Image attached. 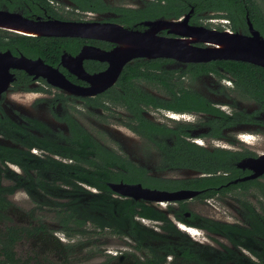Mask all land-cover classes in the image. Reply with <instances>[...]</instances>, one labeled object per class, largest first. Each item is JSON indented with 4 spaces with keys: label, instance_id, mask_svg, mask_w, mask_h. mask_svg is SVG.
Returning a JSON list of instances; mask_svg holds the SVG:
<instances>
[{
    "label": "flooded vegetation",
    "instance_id": "obj_1",
    "mask_svg": "<svg viewBox=\"0 0 264 264\" xmlns=\"http://www.w3.org/2000/svg\"><path fill=\"white\" fill-rule=\"evenodd\" d=\"M103 1L0 0L32 24L100 32L0 27V264H264V166L254 162L264 154V73L229 64L264 67L136 55L107 88L75 73L79 54L97 74L141 42L111 24L145 33L148 21L189 14L190 25L264 38V0L233 19L213 3L199 11L183 0L173 16L168 0ZM190 44L215 46L202 33ZM138 184L155 192L120 186Z\"/></svg>",
    "mask_w": 264,
    "mask_h": 264
},
{
    "label": "water",
    "instance_id": "obj_2",
    "mask_svg": "<svg viewBox=\"0 0 264 264\" xmlns=\"http://www.w3.org/2000/svg\"><path fill=\"white\" fill-rule=\"evenodd\" d=\"M188 20L189 14L186 15V17L182 21L174 19L166 20L163 18L148 21L147 24L151 26V29L145 33L133 30L131 31L121 25L111 24L113 27H118V29L120 31H123L125 35L130 36H126L127 40H132V36H135V42L141 41L140 43H142V41H146L145 39H147L149 40V42H152V45L143 49V47H140L139 43L138 46H135L133 51L125 53H130L125 59L120 60L118 64L113 65L112 68H109V70L97 74H89L85 71L82 65V55L79 54L76 57V59L79 60V67L77 70L78 72L75 73L81 78L87 79L93 83L101 84L103 88H107L111 83L117 80L125 62L132 56L136 55H148L151 57L173 56L175 58L183 55L184 61L196 62L227 58L249 61L264 67V38H262L259 31L254 30V35L250 37L228 30L217 31L205 28L203 26L190 25L188 23ZM162 26L169 27L174 32L186 35L188 37H191L192 39L201 38L202 33L205 40L210 41L211 43L215 44V46L213 45L201 49L200 47L191 45L190 43L192 42V39L190 38L179 40L176 38L157 36V28ZM0 27L20 30L33 35L97 36V34H100V32L95 28L94 25H90L87 23L63 22L60 20H53L48 22H35V24H32L28 22V20H26L22 15L6 10H0ZM143 34H148V36L145 37ZM141 50H143L142 53ZM114 55L116 56V58L122 57L121 54H119V52L117 51L114 52ZM30 61V63H34L33 60ZM47 73L49 74V72ZM56 73L58 75V78L64 79L63 74L57 71ZM50 76L55 78L51 74ZM254 162H258L264 166V154L261 155L258 159H255ZM120 186L122 187V192L126 194L135 195V192H142V194L147 195L151 194L150 192H155L149 189H145L139 184Z\"/></svg>",
    "mask_w": 264,
    "mask_h": 264
},
{
    "label": "trees",
    "instance_id": "obj_3",
    "mask_svg": "<svg viewBox=\"0 0 264 264\" xmlns=\"http://www.w3.org/2000/svg\"><path fill=\"white\" fill-rule=\"evenodd\" d=\"M40 1H48V0H40ZM79 4H86L88 1H92L91 3L99 4L100 7L104 5L103 0H74ZM170 3V10L173 11V16L180 15L184 12V7L187 6L186 2L183 0H168ZM187 2H190L191 4L195 5L197 10L201 11V9H205V4L213 3L215 6L211 8H220L224 11H227L229 13V16L233 18H238L239 16H242L246 12V2L248 0H187ZM103 4V5H102ZM249 4V3H248ZM106 8V6H105ZM153 8L160 12L164 13L165 11L162 10L160 2L157 4H153ZM250 6L248 5V9ZM210 9V8H209ZM252 10V9H251ZM253 12L256 11V9L252 10ZM238 21V20H237ZM227 63V62H225ZM230 65V68L233 70H240V71H246L249 73V75L254 78L255 80H261L257 77L256 71L261 70L264 73V69H260L255 67L256 70H252V64L251 63H242V62H233ZM199 65H197L198 67Z\"/></svg>",
    "mask_w": 264,
    "mask_h": 264
},
{
    "label": "rangeland",
    "instance_id": "obj_4",
    "mask_svg": "<svg viewBox=\"0 0 264 264\" xmlns=\"http://www.w3.org/2000/svg\"><path fill=\"white\" fill-rule=\"evenodd\" d=\"M114 1H116V0H114ZM18 198H21V196H18Z\"/></svg>",
    "mask_w": 264,
    "mask_h": 264
}]
</instances>
